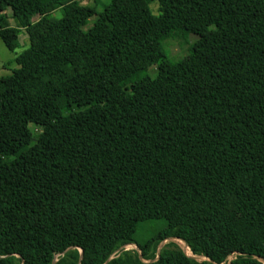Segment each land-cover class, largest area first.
Segmentation results:
<instances>
[{
	"label": "trees",
	"instance_id": "1",
	"mask_svg": "<svg viewBox=\"0 0 264 264\" xmlns=\"http://www.w3.org/2000/svg\"><path fill=\"white\" fill-rule=\"evenodd\" d=\"M151 1L0 0V264H264V0Z\"/></svg>",
	"mask_w": 264,
	"mask_h": 264
},
{
	"label": "rangeland",
	"instance_id": "2",
	"mask_svg": "<svg viewBox=\"0 0 264 264\" xmlns=\"http://www.w3.org/2000/svg\"><path fill=\"white\" fill-rule=\"evenodd\" d=\"M101 2H106L107 0H100ZM82 4H91L93 0H80ZM149 8L152 14H158V3L157 1L153 0L149 3ZM55 15L58 17L59 12H55ZM8 18L7 20L9 21L10 25H16V21L12 18L10 10H6L4 13H0V25L4 23V19ZM26 35L24 33L21 34L20 37V44L21 46L15 50V52L10 51L3 41L0 39V75H5L9 74L13 68H16L17 65L14 62H11V59L14 57L15 53L19 52L23 48L27 47L28 41L25 40ZM25 37V38H24ZM197 37L194 34H188L187 36L183 37L181 35H173L170 37H167L163 40V49L165 50L167 56L170 59H176V58H181L183 57L190 44L196 40ZM154 67V66H153ZM162 226V222H151V223H146L141 225L137 232H136V239L137 242L142 243L145 242L150 238V236L158 231L160 227ZM168 241L175 242L180 248L183 249V251L190 257L201 261L202 259H205L203 255H195L188 253L186 250L185 246L182 244V241L178 238H167L163 242L160 243L158 246V249L161 247V245L165 244ZM125 250L131 251L135 254L139 255V248L137 245L131 243L127 244L124 247H122ZM120 248V249H122ZM119 249V250H120ZM79 252L80 248H78ZM118 251V250H117ZM63 253L57 254L55 256V259H57L58 256L62 255ZM233 258L232 255H230L227 260L221 264H228L229 260ZM150 260H147L146 262H149Z\"/></svg>",
	"mask_w": 264,
	"mask_h": 264
},
{
	"label": "water",
	"instance_id": "3",
	"mask_svg": "<svg viewBox=\"0 0 264 264\" xmlns=\"http://www.w3.org/2000/svg\"><path fill=\"white\" fill-rule=\"evenodd\" d=\"M188 247V246H187ZM80 258L82 257V254H83V250H82V248H80ZM188 252L189 253H191V251H190V249H188ZM159 253V251H157V254ZM192 254V253H191ZM113 256H110L105 262H104V264L110 259V258H112ZM205 259H206V257H204ZM57 259H55L54 258V260H53V262H52V264H54L55 263V261H56ZM229 264V263H228Z\"/></svg>",
	"mask_w": 264,
	"mask_h": 264
}]
</instances>
